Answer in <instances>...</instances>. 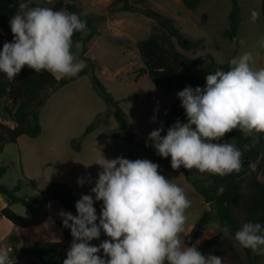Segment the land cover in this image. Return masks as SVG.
Listing matches in <instances>:
<instances>
[{"label":"clouds","instance_id":"clouds-1","mask_svg":"<svg viewBox=\"0 0 264 264\" xmlns=\"http://www.w3.org/2000/svg\"><path fill=\"white\" fill-rule=\"evenodd\" d=\"M19 8L9 21L13 39L0 47V73L8 80L25 65L57 79L75 77L87 67L72 51L73 35L90 31L82 13L26 3ZM261 15V10L252 9L250 19L255 22ZM253 63V53L244 52L229 61L227 70L217 68L206 75L203 87L186 85L176 93L187 122L177 119L164 135L163 125L148 133L156 153L171 157L172 169L183 166L220 176L241 171L244 151L222 138L234 129L245 136L264 133V67L255 68ZM95 162L101 170L91 194H82L75 202V215L59 213L73 237L63 264H223L221 256L199 250L200 239L186 242L194 227L188 231L184 227L191 200L184 188L159 171L157 162L123 156H103ZM248 167L254 171L257 162L249 161ZM77 182L83 185L85 177ZM218 191L222 193L223 187ZM95 201H102L99 214ZM218 227L225 235L231 231L227 224ZM102 232L110 239L91 244ZM234 238L264 255V223L244 222ZM0 264H14L11 249L0 247Z\"/></svg>","mask_w":264,"mask_h":264},{"label":"rangeland","instance_id":"rangeland-1","mask_svg":"<svg viewBox=\"0 0 264 264\" xmlns=\"http://www.w3.org/2000/svg\"><path fill=\"white\" fill-rule=\"evenodd\" d=\"M15 1L19 8L20 3H26L29 7L37 5L49 6L56 0ZM237 1L241 19L236 46L233 41L222 36V31L229 25L230 0H200L195 10L186 8L180 0H129V4L135 8V11L122 10V1L77 0L78 6L87 15L96 32L99 33L97 39L90 45L88 50L90 57L95 58L97 61L94 73L113 99L121 100L127 98L120 101V104L126 113L130 129L138 140L148 141V133L158 128L160 120L163 118L164 110L177 97L176 90L172 92L163 90L148 78L147 73H135L138 68L143 66L137 42L151 35L164 36L163 31L155 20L147 17L143 10L151 8L170 16L182 33L192 39V41L199 40V43L192 49H181L186 55L201 58L206 62L211 57L221 63L230 61L235 55L239 57L242 53L251 51L254 56L253 66L262 68L264 67V17L261 0ZM252 9L262 11V15L255 22L250 19ZM19 11H21L20 8ZM172 40L174 41V39ZM5 41H10L9 34L1 33L0 47ZM81 44L82 42H74L72 45V51L78 59H80V53L83 49V44L82 46ZM75 77L72 79L74 83L71 85L74 89L71 88L64 91L65 95L71 96L70 100H53L47 105L42 117L46 133L50 135L54 134L53 132L60 134L68 126L74 128L80 122H83L82 124L86 127L91 123L93 126L96 124L95 128L99 125L101 131L85 141L89 147L86 160L85 158L82 160L71 153L66 155L67 161L76 162L79 167L90 166L93 170L99 166L100 171L101 166L95 161H101L103 156L105 158L123 156L133 160L140 157L149 159L143 151L132 146L124 135L116 138L105 137L104 131L110 134L118 131L119 128L115 121L113 107L104 99L100 91L94 87L91 76ZM145 92H149L150 97L134 96ZM49 94L50 92L47 91L44 94L45 98ZM93 109L96 110V116L92 114ZM153 116L156 117L155 120L152 119ZM59 121L64 122L66 125L59 124ZM0 122L6 123L11 127L15 125L14 122L8 120L2 114H0ZM84 130L82 134L74 136L73 141L70 142L73 149L79 150L83 138L91 132L83 135ZM222 140H224L223 142L234 143V130L226 133ZM48 142H51V140L44 137L37 145ZM94 143L96 145L93 148ZM60 144L63 146V142L60 141ZM35 148L39 149L40 146H35ZM18 149V145L7 143L0 150V166H6V172L2 175L0 182L8 187L21 182L23 187L17 194L32 195L38 191L37 189L44 187L48 179H50L49 171L47 172V170L50 166L49 160H54V158L39 154L38 150H35L32 146L26 149V162L23 163L19 157ZM162 163L171 165V163ZM176 170L179 171L178 169ZM192 170L201 178H207L209 174L208 172L201 173L195 168ZM96 172L98 173V170ZM256 172V169L252 170V173L255 174ZM251 175V173L247 174L241 184L246 186L250 182ZM24 177L33 181L34 184H27ZM257 177L264 181V177L261 174L258 173ZM90 189L86 194H91ZM198 196L200 195L198 194ZM7 204V198L0 194V209ZM207 206L209 207V204H206V208H208ZM9 207L18 215H30V210L21 203H13ZM61 210L70 211L74 214L72 210L62 207L58 201L51 200L49 201V215L41 225L33 229L27 228L17 231L13 230L14 227L10 221L0 217V247L12 249V243L9 241L10 235L20 237L17 243L19 248L20 246L30 245L34 238L37 240L57 241L58 227L54 221L62 220L59 214ZM192 219L190 218V221ZM218 226H221V224L214 219L202 231V235L199 238L201 240L200 244H203L206 238L220 233ZM106 239H110V237ZM229 240L238 252L240 259L246 262L247 257L242 246L233 237L229 236ZM99 254L104 255L103 250ZM12 258L14 259V264H27L29 261V257L18 254L13 255ZM258 260L259 264H264V255H260ZM223 264H234V261L230 257H225Z\"/></svg>","mask_w":264,"mask_h":264},{"label":"trees","instance_id":"trees-1","mask_svg":"<svg viewBox=\"0 0 264 264\" xmlns=\"http://www.w3.org/2000/svg\"><path fill=\"white\" fill-rule=\"evenodd\" d=\"M122 1L121 9L126 11H135V8L129 4V0ZM182 4L190 9L195 10L200 0H180ZM231 6L228 13L229 25L222 31V36L230 39L237 46V33L240 25V8L237 0H230ZM264 17V0H261ZM49 7L56 9L66 7L70 11L82 13L87 20V26L90 31L87 34L76 32L73 35L74 42L85 44L93 38L97 32L92 26L87 15L80 9L77 0H71L65 3V0L53 1ZM19 12L15 0H0V34H9L10 41L13 39L9 21L11 17ZM143 13L158 24L163 31V35H151L137 42L139 53L142 57L143 66L138 68L135 73H147L148 78L167 92L182 90L186 85L192 87H203L206 83L205 77L217 68L227 70L230 66L229 61L217 62L209 57L208 61L201 58L186 55L181 49L190 50L195 47L199 40L192 41L188 36L180 31L175 21L170 16L161 12L145 8ZM174 39V41L172 40ZM86 48L81 51V58L87 62V67L77 75H84L89 70L92 71V83L100 91L104 99L113 107V114L118 124V131L108 134L107 137L116 138L124 135L129 143L136 149L152 159L154 162L170 163L171 157H161L156 153L151 141H140L131 131L126 113L122 108L120 101L115 100L103 87L94 70L97 62L94 58L84 56ZM70 78L57 79L52 73L42 70L37 73L28 66H24L21 72L13 80H8L6 75L0 73V114L15 123L9 126L0 122V150L7 143L16 142L20 135L37 137L41 133V124L39 121V110L44 104L47 91H55L65 85ZM135 97H150L149 92L139 93ZM177 119L181 122H187L185 110L180 106L178 97L170 103L164 110L163 118L159 126L163 125L161 135L165 134L167 128ZM96 126V124H95ZM89 124L84 134L95 128ZM73 141V140H71ZM230 143L229 141H225ZM234 143L244 151L243 168L240 172L220 176L219 174L209 173L207 178L199 177L192 169H186L181 166L178 170L183 174L184 179L194 190L209 204V208L203 210L195 222V228L185 237L188 244L193 243L202 235V231L214 219L221 226L229 225L231 231L225 235L222 232L208 237L203 244H199V250L204 254L219 255L224 259L230 257L234 264H259V257L253 253L250 248H243L247 261H242L238 252L231 245L229 236L234 238L235 231L247 221H259L264 223V181L258 179L257 174L264 177V133H253L251 136L243 135L239 130L234 129ZM245 145L247 149L245 150ZM249 161H256L257 172L254 174L248 167ZM6 172V166H0V179ZM251 173L250 182L245 186L241 181L247 174ZM25 178L27 184L33 185V181ZM223 187L221 193L218 190ZM21 182L12 187H8L0 182V194L7 198V205L0 209V216L9 220L12 224L20 227L35 226L40 224L49 215V201L56 200L59 204L70 209L76 214L75 202L79 199L74 194L72 187L63 181H50L44 187L32 195H18L22 189ZM21 203L30 210L29 216L16 214L9 207L10 204ZM102 201H95L94 206L97 213L100 212ZM58 226L63 233V239L60 241L35 240L31 245L18 247L19 239L16 235H10L9 241L12 243V256L15 254L30 257L27 264H63L66 259V253L69 249L73 237L69 228L65 227L62 221H57ZM190 237V238H189ZM107 236L101 233L99 239H93L91 244H99ZM235 239V238H234ZM237 242V241H236ZM238 243V242H237ZM239 244V243H238Z\"/></svg>","mask_w":264,"mask_h":264},{"label":"crops","instance_id":"crops-1","mask_svg":"<svg viewBox=\"0 0 264 264\" xmlns=\"http://www.w3.org/2000/svg\"><path fill=\"white\" fill-rule=\"evenodd\" d=\"M98 34L99 33H97L93 38H91L85 44L82 43L83 47L86 48L84 56L89 55L88 50L90 48V45H92L95 42ZM82 44H81V46H82ZM88 57H90V55ZM234 57H237V55H235ZM91 58H93V57H91ZM80 59H82L81 55H80ZM91 74H92V71L90 70V72L88 71L86 74L80 75L77 77H81V76L85 77L88 75L91 76ZM73 78L74 77H71L65 85L59 87L55 91H50V94L45 98L44 104L41 106V108L39 110V121H40L41 128H42L40 135L37 137H29L27 135H20L17 138L16 142H14L13 144H16L19 146V149H18L19 157L21 158L23 163L26 162V156H27L26 149L30 148L32 146L35 150H38L39 154L44 155V156H50L51 158H54V160L53 159L49 160L50 166H49L47 172L49 171L48 174L50 176V179H48L47 183L50 181L66 182L70 186H72L74 193L76 194L77 197L80 198L82 194H86V192L89 190V188L94 186V183H95L94 181L97 177L96 170L99 171V166H97L96 169H94V170L90 166L79 167V165H77L76 162L67 161L66 155L72 153V154L80 157L82 160H84L83 158H85V160H86L88 158V155H86V154L89 153L87 151L89 147H88V145H86L85 141H87L94 134L95 135H96V133L98 134L99 131H101L100 126L98 125V127H96L94 130H92L90 132V134L86 135L82 140L83 142L80 146V149L75 150L71 147L70 142L74 136H77V135H80L83 133V130L86 127L85 125L82 124L83 122H80L74 128H70V126H68V128L64 129V131L61 132L60 134L53 132L54 134L50 135V134L46 133V128L43 124V118H42L44 115L45 109H46V107L50 101H53V100L69 101L70 100L71 96L65 95L64 91L66 89H69V90L71 88L74 89V87L71 86L74 83L72 80ZM87 110H89V109H87ZM92 112H93L92 114L96 116V110L93 109ZM115 121H116V119H115ZM59 124H62L63 126L66 125L64 122H60V121H59ZM103 134L105 135V137L108 135L105 131ZM44 137H47L48 139H50L51 142L43 143L41 145H37V143L42 141ZM60 141L63 142V146L60 144ZM95 145L96 144L94 143L93 148ZM35 146H40V148L36 149ZM65 146H67V148H65ZM93 148H92V150H93ZM140 158H142V157H140ZM158 164L160 165L159 171H161L162 174H164L166 177L170 178L172 180V182L177 183L182 188H184L188 198L191 200V206L186 210L187 221H186L184 227H185V231H188L194 225V227L191 230V232H192L195 228V222L198 219V217L201 215L203 210L209 208L208 206H207L208 208H206V204H208V203H206L204 200H202L203 198L198 196V194L196 193L194 188L189 183L186 182V180L184 179V177L180 173V171H177L176 169L170 170L169 168H172V167H170L171 165L169 166V164H165V163H158ZM166 171H168V172H166ZM78 177H85V183L83 185L78 184V182H77ZM0 217H2V216H0ZM190 218H193L192 221H190ZM46 219H44V220H46ZM44 220L38 225L28 226V227H20L18 225L13 224V227H14L13 230L17 231L19 229L23 230V229H27V228L33 229V228L41 225L44 222ZM57 221H62V220H55L54 221L56 226L58 227L57 228L58 229L57 230L58 231L57 232V234H58L57 235L58 236L57 241H60L63 239V233H62L61 228L58 226ZM204 230H205V228L203 229V231ZM18 239H20V237H18ZM35 240H37V239L36 238L32 239L31 243ZM31 243H30V245H31ZM20 247H22V246H20ZM28 260H30V257L28 258Z\"/></svg>","mask_w":264,"mask_h":264},{"label":"water","instance_id":"water-1","mask_svg":"<svg viewBox=\"0 0 264 264\" xmlns=\"http://www.w3.org/2000/svg\"><path fill=\"white\" fill-rule=\"evenodd\" d=\"M50 92V91H49Z\"/></svg>","mask_w":264,"mask_h":264}]
</instances>
